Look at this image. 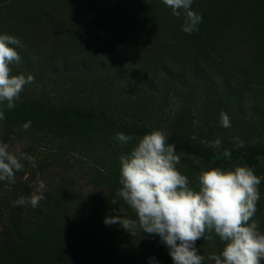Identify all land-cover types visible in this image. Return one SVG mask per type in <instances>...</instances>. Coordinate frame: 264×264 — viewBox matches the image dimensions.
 I'll return each mask as SVG.
<instances>
[{
	"label": "trees",
	"instance_id": "obj_1",
	"mask_svg": "<svg viewBox=\"0 0 264 264\" xmlns=\"http://www.w3.org/2000/svg\"><path fill=\"white\" fill-rule=\"evenodd\" d=\"M191 9L202 16V22L197 31L186 34L183 14L173 16L162 0H0V34L15 36L22 44L14 46L21 61L11 65L13 74L31 73L36 80L42 78L43 85L38 91L26 85L11 110L6 102L0 105L5 113L0 121L1 140L13 142L32 135L33 140L39 138L37 145L40 139H58L79 145L89 155L96 153L107 165L103 181L112 201L121 187L119 157L137 142L133 139L122 145L116 134L139 138L159 129L175 145L181 157L177 168L194 189L201 169L251 167L261 177L254 219L264 205V0H193ZM76 20L83 21L93 34L104 30L124 39L116 46L108 38L107 46L97 47L88 58L71 55L55 38L46 37L48 41L35 46L26 34L33 28L47 36L57 25L63 27L57 22ZM129 36L163 50L164 55L154 60L157 70L185 96L182 112L162 123L149 116L148 107L138 99L142 90L153 91V80L139 77L135 66L123 62L127 48L121 42ZM178 48L190 67L177 65ZM104 50L114 55L108 58ZM235 55L252 60L258 83L230 80L233 75L224 64ZM210 60L218 65H211ZM193 109L202 115L199 121L190 114ZM221 111L229 115L230 128L221 126ZM213 116L216 122L209 126ZM27 121L31 127L25 131L22 125ZM234 137L244 141V146L237 147ZM217 138L221 147H210ZM35 149L32 145L23 152L29 155ZM225 150L229 157L223 155ZM21 162L24 168L16 172L15 183L0 181V264H173L171 257L161 254L140 252L134 257L115 224L104 223L106 217L115 216L113 210L105 206L104 214L94 209L88 212L66 190L44 192L45 199L36 208L13 206L19 197L33 193L34 164ZM218 240L214 237L212 243L219 254ZM204 241L198 243L207 244Z\"/></svg>",
	"mask_w": 264,
	"mask_h": 264
},
{
	"label": "clouds",
	"instance_id": "obj_2",
	"mask_svg": "<svg viewBox=\"0 0 264 264\" xmlns=\"http://www.w3.org/2000/svg\"><path fill=\"white\" fill-rule=\"evenodd\" d=\"M172 10L173 16L183 14L182 31L191 34L198 30L202 16L191 9L193 0H162ZM21 41L9 34H0V105L7 109L16 107L26 85L34 82V76L13 74L11 65L18 64L21 56L16 47ZM5 113L0 109V121ZM131 123V121H130ZM220 123L231 127L229 115L221 111ZM31 121L22 125L27 131ZM115 139L122 145L133 139L136 143L119 157V183L117 196L134 212L136 219L111 216L105 224H119L131 233L139 228L148 235L160 237L169 249L173 264H204L205 256L196 246L197 241L223 242L219 254L211 253L207 259L214 264H261L264 261V232L253 219L260 200L261 177L247 165L232 168L211 167L201 169L197 175V188L190 187L189 179L177 165L181 157L175 145L168 143L167 134L159 129L134 138L123 132ZM237 147L244 141L234 137ZM9 144L0 141V181L15 183L16 172L22 171L21 161L31 162L33 157L24 152L9 150ZM210 147L219 149L221 140L215 139ZM229 157L227 150L223 152ZM45 196L33 192L30 197L21 196L13 206L30 204L36 208ZM115 203V202H114Z\"/></svg>",
	"mask_w": 264,
	"mask_h": 264
},
{
	"label": "rangeland",
	"instance_id": "obj_3",
	"mask_svg": "<svg viewBox=\"0 0 264 264\" xmlns=\"http://www.w3.org/2000/svg\"><path fill=\"white\" fill-rule=\"evenodd\" d=\"M225 5L227 6L228 4ZM215 6L216 4H214V10H217ZM56 24L63 27L58 29L57 25L54 30H49L47 36L42 35L40 31H36L33 28H28L26 34L29 40H34L33 45L35 46L43 45L48 41L46 37L55 38L60 48L65 46L68 47L71 55H85L88 58L93 57L97 47L107 46L106 40L108 38L113 39L116 46H119V39H124L108 35L104 30L93 34L89 32V30H86L87 26H84V22L80 20L70 21L68 23L59 21ZM67 28L70 29L67 30ZM123 41L124 42H121V44H126L124 49L127 48L126 54L122 53L123 62L128 64V66H135L136 73L139 77L147 76L150 80H153V91L148 90L147 92L146 90H142L138 97L139 103L148 107L149 116L162 123L164 119L172 118L174 115L181 113L183 110V103L186 101L184 94H179L173 85L167 84L166 78L157 70L155 65V58H158L159 55H164V52H162L163 50L154 47L147 40L130 36ZM181 50H179V48L175 50L176 56H174V59L178 62L177 65L180 64V66L178 65L179 67H190V61L184 58V54ZM170 51L173 53V50ZM104 52V55L108 58L114 55V52L110 50H104ZM189 53L192 54L193 52L189 51ZM229 56L230 55H228V57ZM217 61L220 63V59ZM226 61L224 65H228L226 69L232 73L233 76H230V80L234 81V84H236L235 78L236 80L240 78L239 82L250 81L251 84L258 83L259 75L256 71L251 70L253 63L250 58L243 57L242 55H235L231 56V58H228ZM210 63L211 65H218L214 60H210ZM189 69L190 68L185 70L187 72L186 74L190 73ZM222 76L223 75L220 77L222 78ZM41 79L36 80L34 78V82L29 85L34 86V89L38 91L43 87ZM247 97H249V94H247ZM200 102V100L197 101L198 105ZM190 114L195 120H198V118L202 116L196 109H193ZM215 122L216 117L213 116L208 125H213ZM206 129L208 128L206 127ZM33 137L32 135H22L18 140H13V142L10 140L3 141L0 138V141L9 144L10 151L17 153L23 152L32 145L36 147L35 151L29 154L33 157L30 163L34 164L36 172L30 182L33 192L44 193L48 190H54L56 194H59L61 189H63L71 194L70 197L74 199L78 197V202L85 204L88 208V212L94 209L96 212L104 214L106 206L108 210H113L115 216L119 215L121 217L125 216L127 218L136 219L134 212L126 205L121 197L116 195L114 199L110 201L111 190L103 181L106 176L107 167L104 159H99L96 153L95 155H89L79 145H71L66 143V141L58 139L50 140L49 138V140L46 139L47 141L40 139L41 141L39 145H37L39 138L36 137V139L33 140ZM39 165H41L40 169L37 168L36 170V167ZM97 170L103 175H97ZM109 202L110 204H108ZM261 208L262 211L254 220L258 222L259 230L264 232V205L261 204ZM114 227H117L118 234L128 243H126V245L133 251L134 257L140 252L141 254L153 253L171 257L168 247L161 242L159 236L148 235L143 233L139 228H137L132 235L119 224H115ZM204 242L207 244L200 245L197 241L196 246L200 248L201 254L205 256L204 264H208L211 262L207 259L208 255L211 253L218 254L219 249L217 250L216 245L212 243L213 241ZM219 242L222 251L224 245L223 242ZM261 264H264V261H262Z\"/></svg>",
	"mask_w": 264,
	"mask_h": 264
}]
</instances>
